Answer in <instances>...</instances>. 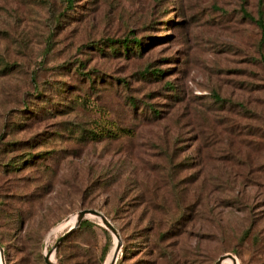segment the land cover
<instances>
[{
  "label": "rangeland",
  "instance_id": "374dc122",
  "mask_svg": "<svg viewBox=\"0 0 264 264\" xmlns=\"http://www.w3.org/2000/svg\"><path fill=\"white\" fill-rule=\"evenodd\" d=\"M258 7L0 0V141L18 146L0 145L6 264H48L45 251L107 264L118 240L96 216L54 249L87 207L119 229L115 264H215L229 252L264 264V40L248 16ZM127 35L145 47L126 54L106 40ZM27 151L33 161L10 160Z\"/></svg>",
  "mask_w": 264,
  "mask_h": 264
},
{
  "label": "trees",
  "instance_id": "16d2710c",
  "mask_svg": "<svg viewBox=\"0 0 264 264\" xmlns=\"http://www.w3.org/2000/svg\"><path fill=\"white\" fill-rule=\"evenodd\" d=\"M70 2L71 1H74V0H69ZM248 14V13H247ZM248 16L250 17V18H252L258 25H259V27L261 28V30H262V40H264V0H259V7H258V13H257V16H254V15H252V14H248ZM131 32H133V30L131 31ZM107 41H108V43H109V45L110 46H116L117 45V43L118 44H121V47L122 48H120V50L122 49V51L124 52V53H131V52H133V48L134 47H136V46H139V47H141L142 45H144L143 47H145V41H144V38H140V37H137V36H124L123 38H114V37H108L107 39H106ZM117 47H119V46H117ZM142 47V48H143ZM137 51V50H136ZM165 69H154V70H151V73H158L159 75H161L162 74V72L164 71ZM146 71H148V69H146L145 71H143L142 73L144 74V73H146ZM125 81V80H124ZM215 98H216V100H218V101H225V99L224 98H222L218 93H216L215 94ZM154 111H155V113H157L158 112V110L155 108L154 109ZM123 129H125V127H123ZM79 131L80 132H82V135H84V133H85V131H86V128H84L82 131L79 129ZM98 133V132H97ZM108 133V134H107ZM107 133H106V136H118V134H116L117 133V130H114L112 127H109L108 129H107ZM86 134H88V136H90V135H92L91 134V130H87V133ZM94 138H97V139H101V138H103L104 136H103V134L101 135H99L98 134V136H93ZM29 141V140H28ZM31 141V140H30ZM3 145L1 148L3 149V151H6V150H12V149H14L15 147H18L17 146V141H15V140H7V141H3L2 139H1V141H0V145ZM31 145V144H30ZM28 156H27V155ZM26 154H22V153H19V154H15V155H19V157L18 158H14L15 157V155H13L12 157H11V161H14L15 159L16 160H20L21 162H23V160H25V162L26 161H30L31 162V160H32V155H34L31 151H27L26 152ZM32 154V155H31ZM32 157H31V156ZM35 158H36V156H35ZM33 161V160H32ZM0 164H2V165H4V167L8 170V169H10V166L9 165H11V162H8V161H6V162H4V163H2V161H0ZM91 223H93L89 218H84L83 220H82V222H81V225H80V227H82V226H85V225H88V224H91ZM0 243H2L1 242V240H0Z\"/></svg>",
  "mask_w": 264,
  "mask_h": 264
},
{
  "label": "water",
  "instance_id": "95a60500",
  "mask_svg": "<svg viewBox=\"0 0 264 264\" xmlns=\"http://www.w3.org/2000/svg\"><path fill=\"white\" fill-rule=\"evenodd\" d=\"M77 214V220L76 222L70 226V228L68 230H66L61 236H59L57 238V240L55 241L54 244V249L56 250L57 246L59 245V243L75 228L77 227L81 221L87 217V216H96L98 217L104 224L106 227H108L113 233L114 235L117 236L118 241L116 244V249H115V254H114V259L109 263V264H115L116 260L118 258L120 249H121V245H122V239H121V234L119 232V229L117 228V226L113 223V221L100 209L97 208H93V207H87V208H82L80 210H78L76 212ZM0 250H1V256H2V260L3 263L6 264V260H5V256H4V248L0 243ZM45 260L48 264H59L56 260H53L51 258V251H45ZM226 257H231L233 258V260L235 261V264H237V259L236 257L232 254V253H225L220 255V257L216 260L215 264H221L223 259H225Z\"/></svg>",
  "mask_w": 264,
  "mask_h": 264
},
{
  "label": "bare ground",
  "instance_id": "6f19581e",
  "mask_svg": "<svg viewBox=\"0 0 264 264\" xmlns=\"http://www.w3.org/2000/svg\"><path fill=\"white\" fill-rule=\"evenodd\" d=\"M72 216H75V218H73V221L76 222V220H77V214H74V215H72ZM70 218H71V217H70ZM70 218H69V219H70ZM69 219H67L65 222H68ZM115 237L117 238L116 235H115ZM117 240H118V238L116 239V241H117ZM115 249H116V248L113 249V251H112V253H111V254H112V258L110 259V257H111V255H110L107 264H109V263L114 259ZM0 255H1V250H0ZM227 260L230 261L231 264H234V263H235V261L233 260V258H231V257H226L225 259H223V261H222L221 264H224V262L227 261ZM0 264H4V263H3V260H2V256H0Z\"/></svg>",
  "mask_w": 264,
  "mask_h": 264
}]
</instances>
